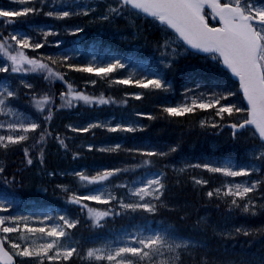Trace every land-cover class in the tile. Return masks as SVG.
Here are the masks:
<instances>
[{
  "label": "trees",
  "instance_id": "trees-1",
  "mask_svg": "<svg viewBox=\"0 0 264 264\" xmlns=\"http://www.w3.org/2000/svg\"><path fill=\"white\" fill-rule=\"evenodd\" d=\"M104 6L105 2L96 13L99 14ZM36 7L41 6L36 4ZM211 19L209 16L210 21ZM25 22L34 25L36 21ZM52 22L68 27H81L82 32L73 37H67V40L80 39V45L86 48L95 46L100 52L109 50L124 55L132 54L147 61L153 73L163 76L169 85V90L165 93L135 84L117 83L119 78L127 76L122 68L114 69L104 75L65 68L59 60L54 67L64 74V80L46 79L47 74L32 73L27 77V83L32 85L31 88L20 83L21 80L26 82L25 78L12 75L9 71L0 72V84L13 82L11 87L17 89V96L8 98L10 101L8 104L33 115L41 122V128L31 133L27 141L7 149L0 148V166L3 167V171L0 172V188L34 198L36 202L34 207L39 206V209L33 207L37 213L61 211L66 216L79 220V223L70 229L77 253H74L68 261L44 260L42 264H83L84 259L88 264H101L87 258L85 250L89 247H102L120 227L132 230L140 225L139 221L143 224L148 219L165 223L178 237L206 241L209 246L207 252L209 257L234 260L236 264H242V261L255 264L264 259V232L254 231L249 235L238 233L231 237L220 234V229L228 230L235 227L264 229V210H258L253 215L235 206L229 209L223 193L221 198L206 195L209 190H214L228 182L240 183L249 180L250 177L264 178V172L249 173L248 177H230L195 167L201 163H210L217 167L244 166L252 161L251 153L259 140L255 138L251 130L234 135L231 129L226 128L230 122L221 121L220 117L215 116L212 108H197L192 113L177 116H169L163 112V108L170 106L177 98L184 99L185 89L193 91L197 96L204 93L207 97V93L220 92L225 86L235 93L227 99L234 104L244 106L238 85L224 71L222 65L214 61L211 56L189 55L175 57L172 65L165 68L160 63L164 50L158 47L165 37V32L157 21L154 22L148 18L132 19L130 15H127L111 21H101L93 19L92 15L81 14ZM0 26L3 30L4 25L0 24ZM4 32L0 30V34ZM56 40L58 39H54L53 35H49L47 42L39 49L30 50V54L37 55V58L47 56L59 58L61 55H68L72 62L86 63L74 59L68 52L70 42H62L60 46L55 47ZM90 80H95L96 83L88 82ZM65 81L73 84L75 90L97 99L87 103L73 99L70 106L66 105L61 99V93L68 91ZM130 92L144 93L139 99H131L136 102L139 109L143 110L116 106L117 98L128 96L126 93ZM32 93L36 94L37 99L42 93L52 97L51 101L45 103V108L53 112L51 120H45L47 111L36 108ZM137 112L150 113L152 118L149 119L148 116L145 117L146 115H143V118L136 115ZM244 115L245 113H233L232 120ZM118 119H122L124 123L136 122L143 126L142 120L144 127L132 132L109 131L106 127L90 128L87 132H74L67 127L69 124L74 127H87L88 124L94 125L97 122L106 121H111L113 125L114 120ZM201 120L206 121L203 126L200 124ZM210 120L221 122L213 127L208 122ZM45 128L52 135L47 136L45 142L33 147L39 139V132ZM56 133L65 139L67 148L59 145L55 138ZM89 144L92 145L91 148L87 147ZM115 144H119L120 149L104 150ZM24 146L30 149L31 164L27 163ZM172 146H175V151L169 152ZM40 148H43V163H41ZM133 148L156 149L166 155L153 156L149 158L153 164L142 165V160L146 157L139 152L129 151ZM74 152L79 155L73 156ZM256 164L260 166L258 160ZM135 165L141 166L133 167ZM112 167L120 168L121 172L115 173L102 184H89L74 175L75 172L93 175L104 168ZM160 171L165 173L162 200L168 206L160 207L154 215L143 212L125 213L120 210L119 214L104 217L102 226H95L91 223L86 208L81 210L82 205L71 203L66 199L65 188L84 194L90 189L103 185L110 188L115 195L124 196L127 199L128 188L119 187L121 184L130 185L146 174H158ZM193 177L202 178L208 183L197 184ZM5 180L8 183H5ZM262 189L264 186L249 195H254L258 202H262L264 197ZM83 203L93 208L119 209V204L115 201H109L107 205L94 201ZM201 217L205 218L206 227L197 224ZM200 251L197 249V258ZM23 260L25 259H18V264H22ZM26 260L34 262L33 258ZM34 263L37 264V262ZM103 264L107 262L104 261ZM182 264H194V262L190 256L184 255Z\"/></svg>",
  "mask_w": 264,
  "mask_h": 264
},
{
  "label": "snow or ice",
  "instance_id": "snow-or-ice-1",
  "mask_svg": "<svg viewBox=\"0 0 264 264\" xmlns=\"http://www.w3.org/2000/svg\"><path fill=\"white\" fill-rule=\"evenodd\" d=\"M41 5L44 0H39ZM99 4H73L62 5L61 10H50L43 14L48 17H54L58 20L72 17L74 15L88 16L92 14L93 19L101 21H111L122 15H141L151 17L154 22L158 21L159 26L166 33L162 43L158 47L164 50V56L160 63L168 68L172 65L173 60L169 58L175 57L181 51L188 49L197 50L198 52L209 54L214 61L223 65L224 68L238 79L239 90L243 94V99L246 105L239 106L230 102L227 98L235 95L227 86L220 92H209L207 98L204 93L198 96H192L190 102L176 104L175 106H165L163 112L169 116L183 115L184 113H192L197 108L214 109V114L221 118V121L228 120L230 122L233 134L236 135L237 129H244L246 126L254 129L253 135L258 136L259 143L252 150V161L244 166H214L210 163H201L195 167L207 169L212 173H222L225 176L248 177L249 173L264 172V0H105V6L99 14L96 13V8ZM75 9L73 11L72 9ZM42 11L30 0H20V6L16 8L0 6V24L11 25L17 23L16 17L27 18L28 14H36ZM211 16V21L209 20ZM168 30H171L168 34ZM71 33L82 32L83 29L79 26H74L68 29ZM50 34L55 35L53 28L48 27L39 29L38 36H33L28 32H22L13 29L8 35L0 38V54L6 58L0 62V72L7 73L9 70L12 73L20 71H43L47 78H59L64 80V74L57 70L58 60L65 68H72L82 72H96L107 75L109 72L117 68H123L124 64L121 59H110L102 65L93 63H75L72 62L68 55H61L59 58L47 56L37 58V55H29L25 49H39L42 44L46 43V39L40 37H48ZM2 35V34H0ZM60 44V40L55 41ZM28 65L30 67H24ZM111 79V78H110ZM95 84V80L88 81ZM117 83L135 84L144 88L153 90L167 91L169 85L159 73H153L151 76H139L136 78L124 76L119 78ZM27 88L32 85L24 80L20 81ZM67 83L68 91L61 93V99L65 104L70 106L73 99L83 100L86 103L96 100V97L89 96L86 93L75 90L74 85ZM190 91L185 89V92ZM17 89L6 83L0 88V113L5 112V106L10 101L8 98L17 96ZM144 93L130 92L126 95H132L139 99ZM33 102L38 110L47 111L45 120H51L53 112L51 109L45 108V103L51 101L52 97L47 93L40 94L37 99L36 94L32 93ZM103 98H101L102 100ZM126 102V101H125ZM8 111H12L8 109ZM233 113H245L244 116L232 120ZM227 114V116L225 115ZM136 115H148L150 113H139ZM221 121L210 120L213 127H216ZM205 120H201L203 126ZM97 126L88 124L87 127H74L69 124L67 127L74 132H87L90 128ZM99 127H108L109 131H136L137 128L143 127L134 123H117L115 125L99 124ZM7 128L9 132L5 135H0V148L7 149L10 146L20 144L30 138L31 133L41 128V122L37 119H30L25 116L23 119L17 118L15 121H10L7 124L0 123V128ZM52 135L46 128L39 132V139L36 144L45 142V138ZM56 140L63 148H67L65 139L59 133L55 134ZM87 147L91 148L89 144ZM119 144H115L105 151H116L120 149ZM29 147L24 146V154L27 157V163L31 164L32 159L29 156ZM41 154V163H43V148L39 149ZM129 151L139 152L143 157L142 165H151L153 161L149 158L153 156L163 157L166 153L156 149L133 148ZM175 151V146L169 148V152ZM79 153H73L77 156ZM260 162L258 167L256 161ZM135 165L133 167H140ZM185 167H189L185 165ZM3 167H0V172ZM183 171V169H181ZM121 172L120 168H104L102 171L96 172L93 175H86L83 172H75L81 181H86L89 184H102L108 181L109 177H113L115 173ZM165 173L160 171L158 174H153L147 179H140L135 185H124L120 187H128L129 198L117 196L111 191L104 192L99 189H90L84 194H78L75 191H69L66 199L71 203L82 205V209H87V215L91 219V223L95 226H102L104 217L119 214L120 210L125 213L143 212L148 214L157 213L160 207L168 205L162 200V194L165 189L164 183ZM197 184H207L208 181L202 178L193 177ZM5 183H8L5 180ZM264 186V178H249V180L234 183L228 182L214 190H209L206 195L212 197L215 195L221 198V193L226 198L225 203L229 209L233 206L241 208L244 212H251L253 215L258 210H264V197L262 202H258L254 195L255 190ZM264 190V189H262ZM239 198V199H238ZM84 201H99L108 204L109 201H115L119 204V209L116 208H93ZM11 202L0 201V209L11 207ZM40 220V217H33ZM48 216H44L43 220H48ZM59 220L61 223L39 224L32 225L28 223L27 217L16 215L0 216V261L4 264H15L13 256L21 258H35L37 264L47 259L48 261H68L74 253H77V248L71 244H65L69 233L66 229H71L79 223L78 219L69 218L61 215ZM11 221L12 223H6ZM198 225L206 227V220L201 217L197 221ZM254 231L264 232V229L253 230L247 227H235L234 229H220L222 236L231 237L238 233L249 235ZM15 233V237L8 234ZM63 238V239H61ZM7 245L11 246L9 251ZM208 244L206 241L197 240L194 238L182 239L177 238L173 233L165 231H153L145 234L143 230L136 233L126 234L123 242L116 243L114 246L109 244L104 247H89L85 250V255L93 261H107V264H182L184 255L192 258L194 264H236L234 260L217 259L209 257ZM197 249H200L199 257L197 258ZM242 264L249 262L242 261ZM255 264H264V259H261Z\"/></svg>",
  "mask_w": 264,
  "mask_h": 264
},
{
  "label": "rangeland",
  "instance_id": "rangeland-1",
  "mask_svg": "<svg viewBox=\"0 0 264 264\" xmlns=\"http://www.w3.org/2000/svg\"><path fill=\"white\" fill-rule=\"evenodd\" d=\"M98 1H104V0H66L60 6H52V8L56 9V10H61L62 5H73V4H93L95 6L96 4L99 3ZM2 2H3V0H0V6L2 5ZM7 7L16 8L14 6H7ZM72 10L75 11L74 8ZM42 13H43L42 11L39 13H36V14L30 13V14H28L27 18L18 17V20L19 21H30L31 23L36 21L34 24L36 27L32 28L34 31V34H32V35L34 37L38 36L40 28H44L46 30L48 27H51L54 29V31L56 32L54 37H58L60 40H62V38H64V36H66V34L73 35V33L68 31L69 28L65 27V26L62 27L61 30H55V24L52 22L54 20L53 17H48L45 15H42ZM40 38L43 39L44 37H40ZM71 43L76 46L75 41H72ZM187 54H188V51H181L178 55H187ZM178 55H176V56H178ZM172 57L173 56H171L169 53V58H172ZM120 59H121L122 63L124 64V66L130 65L129 71H140L141 66L138 64V62L135 59H130L128 57L120 58ZM88 61L93 62L94 64L98 65L99 64L98 62L101 63L104 60L102 58H88ZM25 72H28V71H20V73H23V74ZM6 83L10 84V86L13 84V82H5V83H3V86H5ZM164 92L167 93L166 91H164ZM192 94H193V91H188V92H185L183 94V97L185 98V97L190 96ZM192 96H195V95H192ZM191 97L187 98V102H190ZM132 98H135V97L132 95L121 96V97L117 98L116 106L124 108V109L143 110V109H139V106L136 104V102L131 100ZM181 101H183V99L177 98L175 101H173L170 104V106H175L176 104H180ZM185 102H186V100H185ZM31 105H32V103H31ZM13 107H15V106H13ZM13 107H11V105L5 106V112L0 113V123L7 124L10 121H15L18 117L23 119L25 116H27L30 119H34L32 116L26 114V112L20 111L16 108H13ZM8 109H11L12 111H8ZM140 116L144 118L143 115H140ZM147 116L148 115H146L145 117H147ZM114 121L115 122L113 125H115L117 123H124L122 119L121 120L118 119V120H114ZM141 123H143V127H144V122L142 120H141ZM99 124L112 125L110 123V121L97 122L94 125L98 126ZM134 124H137V123H134ZM143 127H142V129H143ZM8 132H9V129H7L6 127L0 128V135H5ZM150 176L151 175H147V176H144L140 179H147ZM139 180L135 181L131 185L137 184ZM124 185H127V184H124ZM125 187H127V186H125ZM96 189L102 190L104 192H108V191L112 192V190L106 186H99ZM129 196H130V194L128 193L127 199L129 198ZM0 201L11 202V205H12L11 207H6L5 209H0V216L16 215V216H20V217H27L28 223H30L32 225H39L41 223H43V224L53 223L51 219H54V223H61L62 224V221L59 220V217L62 215L60 213H55V214L53 213L52 215H47L49 217L48 220H43L44 216H41V215H35V216L27 215L28 213H31V212L37 214V211L33 210V207L36 205V202H35V199L32 197H29V198L24 197L21 194H19L18 192L7 191V190H4L3 188H0ZM38 207L39 206H36V207H34V209H39ZM33 217H40L41 219L38 221L36 219H33ZM6 223L11 224L12 222L6 221ZM138 224H140L139 227H137L133 230H124V228H122V227L116 229L117 234H115L113 236L114 238L110 239V241L107 243V245L112 244L114 246L116 243L123 242L126 234H129V233L134 234L137 231H141V230H143L145 234H148L149 232H153V231H165V230L173 233L171 227H169L168 225H166L165 223H162L160 221L154 222V221L148 219V221H145L143 224L140 221L138 222ZM8 235L11 237H15L17 234L9 233ZM176 237L182 238V237H178V236H176ZM182 239H188V238H182ZM107 245H105V246H107ZM10 248H11V246H10ZM33 259H34V262H37L35 260V258H33ZM34 262L33 261L30 262V261L25 259L22 261V264H36ZM82 262H83V264H88V262L85 259Z\"/></svg>",
  "mask_w": 264,
  "mask_h": 264
},
{
  "label": "water",
  "instance_id": "water-1",
  "mask_svg": "<svg viewBox=\"0 0 264 264\" xmlns=\"http://www.w3.org/2000/svg\"><path fill=\"white\" fill-rule=\"evenodd\" d=\"M191 52H194V53H200V54H206V53H202V52H198L197 50H193V49H189ZM235 78V77H234ZM237 81H238V79L237 78H235ZM246 102V101H245ZM247 127V126H246ZM245 127V128H246ZM240 130H242V129H240ZM13 260H14V258H13ZM14 262H15V260H14ZM0 264H4V262L3 261H0Z\"/></svg>",
  "mask_w": 264,
  "mask_h": 264
}]
</instances>
